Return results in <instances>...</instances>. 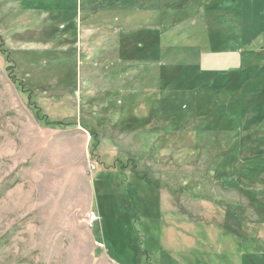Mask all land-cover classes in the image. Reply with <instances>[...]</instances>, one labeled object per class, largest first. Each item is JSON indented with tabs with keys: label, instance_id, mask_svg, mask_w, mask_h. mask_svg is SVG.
<instances>
[{
	"label": "rangeland",
	"instance_id": "1",
	"mask_svg": "<svg viewBox=\"0 0 264 264\" xmlns=\"http://www.w3.org/2000/svg\"><path fill=\"white\" fill-rule=\"evenodd\" d=\"M0 264H264V0H0Z\"/></svg>",
	"mask_w": 264,
	"mask_h": 264
},
{
	"label": "crops",
	"instance_id": "2",
	"mask_svg": "<svg viewBox=\"0 0 264 264\" xmlns=\"http://www.w3.org/2000/svg\"><path fill=\"white\" fill-rule=\"evenodd\" d=\"M94 4H95V1H92L91 5L93 7H96V5ZM76 132H77V136H79L78 138L80 139L78 140L80 142V145L82 141L83 143L82 147H85L83 156L84 155L87 156L89 154L88 148L90 145L89 144L90 140L86 136V134L88 133L84 128L80 126V124L76 126ZM58 152H59L58 155L62 156L61 148H59ZM64 153H66V147L64 148ZM86 156L84 157V161L80 162L79 167L76 168L74 172L72 170H69V177L67 178V180L65 179L59 185V193H60L59 202L60 203L63 202L64 195H66V199H68L74 193L76 197L79 196V198L77 197V201L81 203L82 207L86 211L89 209L88 210L89 212L90 210H93L95 204L97 203L98 195H96L93 189L94 188L93 187V183H94L93 176L95 175H93L94 173L89 170V166L85 164ZM18 187H19V184H18Z\"/></svg>",
	"mask_w": 264,
	"mask_h": 264
},
{
	"label": "built area",
	"instance_id": "3",
	"mask_svg": "<svg viewBox=\"0 0 264 264\" xmlns=\"http://www.w3.org/2000/svg\"><path fill=\"white\" fill-rule=\"evenodd\" d=\"M96 165L95 164H93V165H91V170H95L96 169ZM99 221V216L96 214V212H94V211H90L88 214H87V224H88V226L91 228V229H93L94 227H95V225H96V223ZM98 246L100 247V248H102L103 247V244H99L98 243Z\"/></svg>",
	"mask_w": 264,
	"mask_h": 264
},
{
	"label": "trees",
	"instance_id": "4",
	"mask_svg": "<svg viewBox=\"0 0 264 264\" xmlns=\"http://www.w3.org/2000/svg\"><path fill=\"white\" fill-rule=\"evenodd\" d=\"M8 59H9V58H8ZM9 62H10V60H9ZM12 69H13V68L10 67V68L8 69V71H9L10 78H13L14 81H15L16 79L14 78V73H13ZM93 155L95 156L94 152H93Z\"/></svg>",
	"mask_w": 264,
	"mask_h": 264
}]
</instances>
